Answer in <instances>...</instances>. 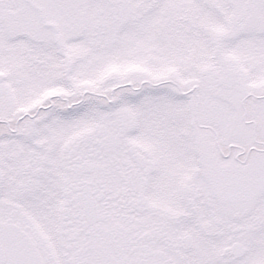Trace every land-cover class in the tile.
Here are the masks:
<instances>
[{"label": "snow or ice", "instance_id": "6c2138e0", "mask_svg": "<svg viewBox=\"0 0 264 264\" xmlns=\"http://www.w3.org/2000/svg\"><path fill=\"white\" fill-rule=\"evenodd\" d=\"M0 264H264V0H0Z\"/></svg>", "mask_w": 264, "mask_h": 264}]
</instances>
